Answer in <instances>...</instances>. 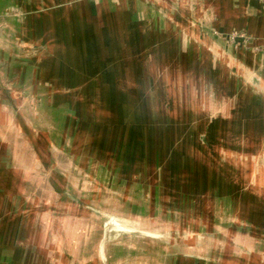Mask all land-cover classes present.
Segmentation results:
<instances>
[{"label": "rangeland", "instance_id": "374dc122", "mask_svg": "<svg viewBox=\"0 0 264 264\" xmlns=\"http://www.w3.org/2000/svg\"><path fill=\"white\" fill-rule=\"evenodd\" d=\"M158 14L143 5L125 26L102 20L111 32L99 36L100 49L86 36L91 48L85 43L76 53L69 45L56 51L53 39L51 49L24 54L20 42L15 50L20 65L32 55L31 67H18L32 76L31 94L46 96H20L27 117H18L33 124L42 149L62 159L79 188L75 217L36 215L33 203L19 204L33 212L30 225L47 231L25 223L16 240L36 258L18 264H264V79L235 62L238 49L256 58L264 50L245 33L211 30L205 40L181 11ZM232 34L241 37L229 42ZM205 42L223 52L204 49ZM39 50L65 66L51 67L52 59L34 65ZM55 68L60 74L48 78ZM1 73L8 83L12 72ZM38 77L48 79L38 84ZM12 114L20 166L33 171L28 134ZM36 177L34 194L55 203L70 198L52 199L47 179ZM52 242L77 257H59Z\"/></svg>", "mask_w": 264, "mask_h": 264}, {"label": "crops", "instance_id": "0c3cea01", "mask_svg": "<svg viewBox=\"0 0 264 264\" xmlns=\"http://www.w3.org/2000/svg\"><path fill=\"white\" fill-rule=\"evenodd\" d=\"M143 5L154 6L156 12H159L158 15L165 12L173 15L174 11H181L182 15L186 16L188 26H194L195 28H192V30L205 40H208L207 35L211 30L224 33H245L253 39L252 46H259L264 50V9L256 0H0V264H9V260L12 264H18L15 261L16 258L24 257L30 263L33 258H36L34 254L36 250L31 251V253L28 250L27 255H23L25 249L23 240H16L21 235L23 236V233L26 234V230L31 231L34 229L39 234L47 231L46 227L40 230V227L35 226V224L30 225L29 220H26L30 214L34 212L36 215L41 214L45 217L59 218L66 217L65 214L62 216V212L68 213L69 217H75L79 211L77 200L72 199L73 196L78 199L79 188L77 185H74L73 188L72 182L68 181V178L73 179V175L71 173L64 174L61 158L58 160L56 154L47 153L42 149L45 138L36 134L33 124L29 128L18 117L20 114L27 117L26 109L21 108L18 101H16L20 96L25 98L38 97L40 99L46 97L40 95L41 93H37V91L31 94L29 86L32 76L23 68H18L20 66H23L24 69L31 67L32 55L26 57L24 54L26 51L34 50L36 46H39L42 50L49 47L51 49V44L48 42L52 39L56 51L60 52L64 50V45H69L72 52L76 53L81 49H87L85 45L87 43L86 36L91 38L88 41L92 42V49H100L101 39L96 43L100 38L99 36L111 32L110 23L107 22L106 25H102L101 21L116 18L125 26L127 25L125 24L126 21L131 18L130 15L132 13L137 14L138 8L142 9ZM17 11L19 13H16ZM9 15L15 16L11 18ZM166 16H169V14H166ZM187 19L195 22H190ZM95 27L100 30L97 31ZM79 36L82 37L79 39ZM20 42L26 44L27 50L25 48L23 51V58L28 59L22 61L21 65L17 63L18 59L15 58L16 54H14L15 50L21 49ZM25 44H21V46L25 47ZM202 45L204 49H208L210 45H213L215 51L223 48L218 46L216 42H205ZM88 46L91 48L89 44ZM242 49V51L238 49L239 51L236 52L239 55L235 56L237 60L235 62L240 67L245 68L246 73L253 72L264 79V51L261 55V52L257 53L260 57L257 56L258 58H256L253 54L244 53L246 49ZM44 52H40V55H37L38 57L32 58L34 65L38 63L39 67L47 66L48 60L52 59L51 67L65 66L62 60H57L51 53L48 55L42 54L41 57V53ZM245 57L251 60L248 63L252 67L244 64ZM60 58L62 57L60 56ZM73 61L76 66L79 64L76 58H73ZM6 68L12 72V75H6L8 83L4 80V74L1 73ZM53 72L48 73V78L60 74L59 70L56 71V68L53 69ZM46 79L38 77V84H41L43 80L46 83ZM19 81L21 84L20 89L9 90V84H14L13 88H16L15 85ZM9 112L13 113V117L18 119L23 130L28 134L25 144L28 143L31 159L35 163L33 171L31 169L25 171L26 169L20 166L21 156L18 154L17 149L19 140L15 137L18 130L15 129L14 122L12 128L9 126L7 120L8 114L10 115ZM32 130L35 133H32ZM35 170L38 172H35ZM33 172L35 173L33 174ZM36 175L47 179L52 199L55 196L61 200L64 195H68L70 198L66 199L65 203L63 201L55 203L34 194L32 190H37V188L34 189L29 183L32 178L35 179ZM38 177L36 178L38 179ZM32 183L34 184V182ZM21 203L27 205L33 203L34 206L31 208L33 212L29 206H19ZM25 223L26 230H24ZM54 229L55 227L52 226L50 230ZM64 232L66 234V231ZM55 233L61 236L63 232L59 229ZM64 236L72 237L71 235ZM27 239H29V235ZM9 241L11 245L8 244ZM69 241H71V238ZM53 244L57 246V250L61 251L58 252L59 257H77L76 255H68L66 252L63 254L61 243L52 242L51 249H53ZM42 261L43 264H50L45 259H42Z\"/></svg>", "mask_w": 264, "mask_h": 264}, {"label": "built area", "instance_id": "2783aa9c", "mask_svg": "<svg viewBox=\"0 0 264 264\" xmlns=\"http://www.w3.org/2000/svg\"><path fill=\"white\" fill-rule=\"evenodd\" d=\"M259 2H261L262 4H264V0H258ZM239 34V33H238ZM238 34H232L228 37V41L229 42H235L236 40H238V38H240L241 36H239ZM238 35V36H237ZM238 37V38H237Z\"/></svg>", "mask_w": 264, "mask_h": 264}, {"label": "water", "instance_id": "95a60500", "mask_svg": "<svg viewBox=\"0 0 264 264\" xmlns=\"http://www.w3.org/2000/svg\"><path fill=\"white\" fill-rule=\"evenodd\" d=\"M262 8L264 9V4L261 3ZM257 83V82H256Z\"/></svg>", "mask_w": 264, "mask_h": 264}]
</instances>
